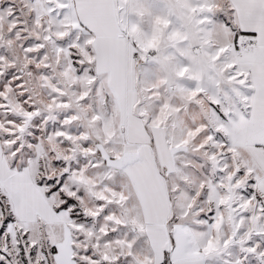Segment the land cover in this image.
Listing matches in <instances>:
<instances>
[{"label":"snow or ice","instance_id":"obj_1","mask_svg":"<svg viewBox=\"0 0 264 264\" xmlns=\"http://www.w3.org/2000/svg\"><path fill=\"white\" fill-rule=\"evenodd\" d=\"M0 264H264V0H0Z\"/></svg>","mask_w":264,"mask_h":264}]
</instances>
